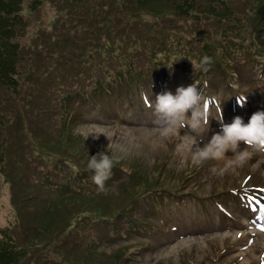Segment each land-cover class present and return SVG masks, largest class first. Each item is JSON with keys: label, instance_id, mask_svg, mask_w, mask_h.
Instances as JSON below:
<instances>
[{"label": "rangeland", "instance_id": "374dc122", "mask_svg": "<svg viewBox=\"0 0 264 264\" xmlns=\"http://www.w3.org/2000/svg\"><path fill=\"white\" fill-rule=\"evenodd\" d=\"M31 1L24 0L23 14L26 26L23 27V34L18 36L24 54L29 52L31 47L35 48L39 37V49L58 48L59 54L66 51V59L70 60L77 55L75 51L79 49L76 41H88L89 47L98 40L100 43L111 41V38L105 37L108 35L105 34L107 25L111 26L114 37L111 52H126L134 47L132 43L135 40H130L134 33L157 32L165 25L172 33L178 34L184 44L188 40L198 45L203 43L201 39L198 40L199 35L207 36L211 40L202 29L208 24L224 25L226 19L231 21V25L236 24V27L228 28L226 32L247 33L252 41H231L233 45L248 48V54H240L234 57L232 62L236 70L233 82L239 89L238 93L227 98L224 91L225 82L218 72L207 75L204 83H211L214 94L212 101L206 99L210 117L208 131L199 135H195L186 127L162 135L154 123L155 116L150 104H154L159 92L156 85L163 83L166 78L170 84L191 81L187 78L190 73L183 72L174 63H169L170 68L157 77L147 78L145 83H137L136 86L133 82L130 83L131 89L138 90L141 99L132 95L122 97L128 90L119 86L113 92L106 93V100H100L98 103L82 97H70L63 102L60 109L55 107L52 113L44 116L45 118L36 119L35 116L29 117L25 114L24 119L28 125L37 123L35 128L38 129V124L43 125V135L46 136L38 138L34 144L47 153L43 155L49 158L40 160L42 153L39 149H33L35 153L30 146H19L14 139L11 145H6L5 162L0 163V239L15 222L11 232L17 235L19 243L23 238H27L31 231L34 236L37 226H42V222H37L29 211L24 212L27 201L22 198L21 192L18 194L20 189L23 193L25 190L35 193L36 198L31 208H35L34 205L39 210L48 207L51 223L56 228L60 226L58 230L61 229L59 232H53L50 240H44L45 236L40 235V244H34L36 241L33 238L25 239L29 247L34 244L33 251L37 254L33 253L32 258L36 264H122L124 256L117 258L115 253L111 252L117 251L123 255L127 247L134 250L133 254L138 257V260L133 259L134 264H264V201L259 199L261 196L264 200V152L249 149L251 156L242 166L234 161V153L231 151L218 159L210 158L194 165L192 151L186 147V138L195 139L200 147L210 141L211 136L221 130V112L224 123H231L236 116L242 117L247 123L254 112L264 110V83L261 82L264 77L259 72L260 67L251 66L246 61L247 56L250 57L252 42L259 45L263 40L253 30L252 24L256 22L253 20H257L264 0H226L236 11L234 16L226 18L215 17L219 15L211 11L200 12L207 7L208 0H198L195 14L179 10L178 5H166L164 10L156 5L140 7L136 0H40L39 8L32 9ZM167 1L164 4H169ZM252 8L256 13L252 12ZM218 10L221 11L220 8ZM55 22L57 27H54ZM260 22H264V17ZM258 25L259 23L256 28ZM117 29H124L123 31L130 35L121 37L119 33H115ZM225 31H222L220 37L225 36ZM262 31L259 32L260 35ZM52 33L55 37H48ZM87 33L89 35L86 36ZM82 37L84 39H81ZM258 48L261 49L259 46ZM37 53V50L33 52L34 55ZM48 53L45 51L46 55ZM88 53L93 56L92 50ZM34 57L40 58L39 64L44 63L39 53ZM80 64L81 62L78 63ZM91 64L95 65L94 62H88V65ZM42 69L40 66V72ZM28 85L35 87L33 82L29 83L23 76L20 79V88L25 89ZM36 88L38 89V85ZM40 93L41 91L39 95ZM238 97L243 107L238 103ZM245 97L246 100L243 101ZM3 98V95H0V117L8 114V120L17 118L20 111L18 114L15 111H18L20 104L8 106ZM42 98L49 100L45 92ZM55 100L52 99V102L57 106ZM9 107L14 113H5ZM63 114L69 121L68 125L61 126L64 123ZM71 129L78 134L76 138L73 134L63 131ZM86 140L89 142L86 143ZM110 143L111 152L120 153L125 157L121 163L125 170L124 173L119 170L113 179L107 181L106 190L100 192L90 178L93 173L87 168V162L90 156L107 149ZM245 147L244 144L240 145L241 149ZM31 158H38L40 167L57 163L59 160L56 158H63L62 163H68L64 169L66 172L62 169V164L61 169L55 171L53 168L51 175L59 179L55 193L68 194L69 197H55L42 187L43 178L33 172ZM4 166L6 172L2 170ZM27 166L32 171L28 170ZM74 166L78 172L84 169L83 176L88 178L73 181V178L71 180L70 177L61 176H65L67 172L70 176L75 174L72 173L76 171ZM151 169L154 170L151 186L147 182L151 181V174L133 182L135 177H140ZM45 172L47 175V171ZM172 184L187 193L184 197L186 201H180V205L171 211L164 210L159 213L160 217L165 218L160 219L143 210L142 213L136 212L152 217L157 227L162 230H154V226L141 224L140 229L144 233L134 232L133 236L116 238L114 242L111 239L106 240L105 236L101 237L103 231L107 235L114 234L113 218H118L121 210L130 212L135 207L136 200L147 195L152 188ZM73 187L81 188L83 196L73 193V190H70ZM237 193L243 194V197L239 198L235 195ZM136 207V211H141L139 205ZM159 209L162 210L163 207ZM79 210L82 212L77 219L73 213ZM145 210L151 211L149 208ZM90 219L91 225H94L91 231L85 229L87 226H83L84 222ZM107 221L111 222L107 228H98V223ZM31 240L33 241L30 243ZM95 240L103 242L89 244ZM187 257H193V261L185 263Z\"/></svg>", "mask_w": 264, "mask_h": 264}, {"label": "trees", "instance_id": "16d2710c", "mask_svg": "<svg viewBox=\"0 0 264 264\" xmlns=\"http://www.w3.org/2000/svg\"><path fill=\"white\" fill-rule=\"evenodd\" d=\"M39 1L40 0H32L30 5L31 9L34 7L39 8ZM165 1L166 0H136L135 2H137L140 7L156 5L161 9L165 8L166 5H178L179 10L182 9L185 13L191 14H195V7L198 2V0H196V2L193 0H168L169 4H164ZM24 4V0H0V95H3L4 98L2 100L4 103H7L8 106L20 104L18 111H15L17 114L20 111L17 117L19 120L17 118H11L8 120V114L4 117H0V163L5 162V150L9 144L11 145L12 139L16 140V144H19V146H30L33 150L39 149L34 144L38 141V138H44L46 136L43 135V125L38 124V127L40 128L38 129L35 128L37 123L28 125L25 122V114L29 117L35 116L36 119H39L40 117L45 118L44 116L52 113L55 107L60 109L63 102L67 101L70 97H82L90 101H97L99 99L105 100L106 93L113 92V90L119 86L129 90L128 93H133L135 90L131 89L132 85H130V83L133 82L134 86H136L137 83H145L147 78L151 76V73L153 74L155 72L154 75H157L160 70L162 71L164 69V67L158 69L161 65L176 63L177 60L183 59L179 58L183 56L184 58L194 57V59L199 61L204 54V57L207 56L211 58L210 64H203L205 67L208 66L211 70L215 68L214 71H219L220 74L230 72L231 69L226 61V54H228L227 56L233 55V57L240 56V54H248L247 47L231 45V41L245 39H250L252 41L250 35L247 33L235 34L233 32L232 34L230 31L226 32L225 30L228 28L236 27V24L231 25V21L224 23V25L208 24L206 28L202 29L205 34L211 37V40H209L207 36H198V40L201 39L204 42L203 46H198L196 43H192L188 40L186 44H184L179 35L172 33L171 30H169V27L165 25L162 30L157 32L145 33L140 31L139 33H134L130 37L131 41L135 40L132 43V47L134 46L133 48L126 52H124V50L111 52L114 37L112 36L113 31L111 26L107 25L105 27V34L108 35L105 37L111 38V41L107 40V42L100 43V40H98V42L95 41L91 44L90 47L88 41L85 43L76 41L77 48L79 49L75 51L77 55L70 60L66 59V51L64 54H59L58 48L52 50L46 47L39 49V37L36 40L39 42L36 43L35 48L32 49L33 47H31L30 51L24 54L21 41H18L19 34H23V27L26 26V18L23 14ZM219 8L221 11L218 10ZM202 11H211L214 12L215 15L222 16L223 18L234 16V13L236 12L226 0H208L207 7L200 12ZM252 12L256 13V10L252 8ZM263 17L264 4L259 10L258 21L254 18L253 21L256 22L252 24L253 30L259 35V38H263V40L259 42V45L252 42L250 58L264 57V22H260ZM56 22L54 27L58 26ZM258 23L259 25L257 28L259 31L256 28ZM241 26L242 24L239 25L240 28ZM124 29H122V31L117 29L115 33H119L121 37L130 35V33L123 31ZM198 30L201 31V29ZM46 31H48V29ZM222 31H225L224 37H220ZM260 31H262L261 35L259 34ZM87 35H89V33H87L86 36ZM48 37H55V34L52 33L48 35ZM77 37H80V35H77ZM81 39H84V37ZM216 42H228L230 45L227 46L230 47L226 48L227 46L225 47V45L222 47ZM195 45L197 48H195ZM258 46L261 47V49H259ZM221 47L222 49L220 51ZM109 48L110 50L108 51ZM35 50L38 51L40 57L42 56L43 64H39L40 58L36 59L34 57L38 55V53L36 55L33 54ZM91 50L93 51V56H90L91 54L88 53ZM45 51L49 52L48 55L45 54ZM82 59L83 61H81ZM79 62H81L80 65H78ZM88 62H94L95 65H88ZM40 66L43 67L42 72H40ZM35 67H37L36 70H34ZM23 76L29 83L33 82L35 87L33 85H28L25 89L20 88V79H22ZM165 83L166 86L168 81ZM37 85L38 89L40 87V95L36 88ZM44 92L45 95L49 96V100L47 101L42 98ZM52 99H56L57 106L52 102ZM10 108L11 107L5 110V113L12 112ZM63 117L64 123L61 126L68 125L69 119H67L65 114H63ZM21 131H24L25 133H20ZM63 131L66 134H73L71 130ZM72 136L74 137L75 135L73 134ZM74 138H76V136ZM80 142L84 143L82 140H80ZM39 150L42 153V155L37 153L41 156L39 157L40 160H46L49 158L43 155L47 153L41 149ZM33 151L36 153L35 150ZM117 158L118 160L114 164L115 167L116 165L121 166L122 163V159L120 157ZM56 159L59 160L57 163H52L47 167H40L37 161L38 158H31V168L33 169V172H37L42 176V187L45 188L49 194L59 198H67L69 197L68 194L57 195L55 193L59 179L51 175V170H53V168L55 171L59 168L61 169L62 164H64V168H62L64 170L65 165L67 166L68 163H62L64 162L62 161L63 158ZM2 170L6 172L5 166ZM28 170H30L29 167ZM45 171H47V175L44 174L46 173ZM83 171L84 169L80 170V172L74 171L72 173L75 174L71 176L68 175L67 172L65 176H61L63 178L70 177L69 179L71 180L73 178V181H81L88 178L87 176H83ZM139 178L140 177H135L133 182L137 181ZM9 181L12 182V180ZM147 182L149 183L148 185L151 186L152 180H147ZM70 190H73V193L79 196H83L81 188L73 187L70 188ZM25 191V193L20 191V189L18 191V194L21 192V196H23L22 198L27 201V206L24 209V212L29 211L30 215H33L37 222H42L41 228L39 225L37 226L36 234L32 236L34 232L31 231L27 238H33V240L36 241L34 244H40V235L45 236L44 240L47 238L50 240V237L53 236V232H59L61 229L58 230L60 226L56 228L51 223L48 207H46L47 209L44 207L39 210L36 205H34L35 208H31V204H34L36 194L28 190ZM160 193L167 196L164 192ZM157 197V190L154 191V188H152L151 192H148L147 195H144L140 200H136L135 207H133L130 212L126 209L121 210L117 218L118 223L117 230L114 232L115 237H110V239L114 240L119 238L123 233L130 235L136 230L137 224L142 222L145 223L147 218L140 216L135 212L142 213V210L145 211L146 208L152 209V211L159 210V207H161L162 204ZM144 203L145 205H143ZM138 205L140 206L141 211H136V206ZM83 210L86 209L83 208ZM80 212H82V210L73 213L76 215L75 218H80ZM64 219L65 217L63 216L62 220ZM122 221L125 224V229L120 226ZM14 224H16V222ZM14 224L9 226V229L0 239V264H36L32 258L33 253L37 254V252L33 251L34 244L33 247H29L26 244L28 242H25V239L27 238H23V241L21 240L19 243L16 237L17 235L15 236L14 232H11ZM91 224L92 220L90 219L85 221L83 226H87L85 229L91 231V227L94 226ZM112 224L114 225L115 222H112ZM43 233H45V235H43ZM101 237H104V235H101ZM107 238L109 239V237ZM33 240L29 242L31 243ZM112 253H115L117 258L124 256L122 264H134L135 260L133 259L138 260V257H136L133 252L123 253V255L120 252L117 253V251Z\"/></svg>", "mask_w": 264, "mask_h": 264}, {"label": "clouds", "instance_id": "9594fccd", "mask_svg": "<svg viewBox=\"0 0 264 264\" xmlns=\"http://www.w3.org/2000/svg\"><path fill=\"white\" fill-rule=\"evenodd\" d=\"M210 63L211 58L205 56L202 64ZM193 66L197 67L194 63ZM204 70L207 71V68ZM245 100L246 97L243 101ZM238 103L243 107L239 97ZM152 108L155 116L154 123L162 135L181 127L189 128L195 135L208 131L210 117L206 99L196 82L187 87H178L175 94L171 91L157 94ZM219 121L221 130L213 134L210 141L203 147H200L199 142L195 139L186 138V147L192 151V164L199 165L210 158L218 159L226 152L231 151L234 153V161L242 166L251 156L249 149L264 152V110L254 112L247 123L240 116L234 117L231 123H224L222 112ZM195 135L190 136L194 137ZM241 144L246 147L241 149ZM111 147L112 143L106 150L90 156L87 162V168L93 173L92 181L100 192L106 190V182L110 179L114 164L118 160L115 154L110 151ZM74 170L78 171L75 166Z\"/></svg>", "mask_w": 264, "mask_h": 264}, {"label": "snow or ice", "instance_id": "6c2138e0", "mask_svg": "<svg viewBox=\"0 0 264 264\" xmlns=\"http://www.w3.org/2000/svg\"><path fill=\"white\" fill-rule=\"evenodd\" d=\"M262 230H264V229H262Z\"/></svg>", "mask_w": 264, "mask_h": 264}]
</instances>
